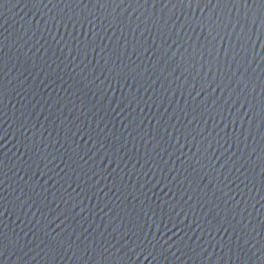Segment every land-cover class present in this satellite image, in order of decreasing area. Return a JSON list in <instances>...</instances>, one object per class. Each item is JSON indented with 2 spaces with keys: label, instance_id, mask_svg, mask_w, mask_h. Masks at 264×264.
<instances>
[{
  "label": "water",
  "instance_id": "1",
  "mask_svg": "<svg viewBox=\"0 0 264 264\" xmlns=\"http://www.w3.org/2000/svg\"><path fill=\"white\" fill-rule=\"evenodd\" d=\"M123 7H127V4ZM160 7L159 4L155 9L151 4L146 7L134 5L133 9H129L125 15L135 10L132 13L133 20L136 16L146 19L155 12L154 21L161 15ZM107 11L111 12L112 8ZM116 11L118 12L120 9ZM173 11L180 15V21H183L184 18L179 7L173 9L172 4H168V7L164 9L168 15H171ZM184 11H195L197 16L200 15L195 6L191 10L185 6ZM37 12L38 9L34 8L29 0H12V3L0 8V57L4 59V65L0 70V86L3 87L4 93L3 96H0V100H2L0 103V125L8 128L11 133L8 140L4 142L6 146H0V160L4 161L3 172H0V180L4 181L0 184V204L3 205L0 211H7L6 215L0 216V229L7 233L9 238L14 239L15 233H20L21 227H24L25 232L28 231V227H31V225L25 227L27 221L31 220L35 224L36 220H41L42 223L36 225L34 231L43 240L49 239L45 236L46 230L51 233V236L67 242L68 236L72 235L75 230V235H72L73 240L76 235L83 233L80 239L83 240L87 236L89 243L93 239L100 242L104 237L115 243V240H112V235L120 239L127 231L128 244L130 247H135L136 244H139L137 235L140 236V239L144 238L139 226H143L144 232H149L148 226L151 225L148 239L157 245L154 251L155 259H145L147 253L139 255L140 248H136V254L129 252L131 259L120 252L117 256L110 257L108 261H101L97 257L99 264H207L206 260L193 254L184 245L195 246L193 241L188 239L193 236V233L202 238L201 243L203 240L210 239L207 233L209 221L213 225L218 220L224 222L226 212L222 211L225 208L222 199H226L224 192H227L228 189L224 188L223 191H220L223 185L217 179L219 172H214L212 166L203 158V150L201 153H197L200 137L197 136L194 141L189 136L185 141L176 129L183 130L185 124L192 120L193 109H195V115L198 118L203 114L204 119L207 120L206 124L201 121L199 128H206L208 132L212 133L208 138L212 142L214 150L217 149L216 139L218 137L215 136V133L219 131L223 136L224 132L221 129L225 124L229 133L233 131L230 123L232 116L227 111L231 102L225 105L224 101L228 100L229 96L233 100L236 98L239 94L238 83L239 88L244 89L243 94L240 95L241 102H243L244 96H247L256 105V110L259 112L261 102L264 101V59L260 58L264 56V47H262L264 41L256 40L255 36L253 37L255 52L259 56L253 61L251 48H249V62H241L243 67H240L236 76H233L232 73L236 72L238 65L233 63L231 71H229L225 62L224 49L229 47L228 40L227 38L223 42L217 40L215 43L219 50V71L214 63L213 71L208 78L209 81H213L214 78L213 88L217 84L221 87L212 91L202 80L203 75L207 73V67L203 71L200 68L201 63L206 64L209 59L208 44L205 40L208 31L206 28L203 32L200 28H196L195 32L188 30L186 34L181 32L179 37L173 36L171 39L165 34L164 39H167V44H164L152 21H149L150 32L145 31L144 26L141 25L134 38L127 27L128 21L125 20L124 35L129 41L128 54L131 59L128 56H122L121 62L111 52V49L118 47L117 41L120 45L124 44V36L118 29L114 28L105 33L97 28L100 35L105 36L103 44L107 46L108 51L101 52L97 47L96 53H93L91 49H88V58L84 60L83 54H78L75 47H64L63 43L57 46L47 32L44 33L45 39L40 38V33H37L35 37H32L31 33L24 34L30 22L34 25L39 21L43 27L44 20L39 14L36 15ZM207 13L206 9L205 15ZM105 14L107 15V13ZM193 26L195 27V24ZM132 27L135 28V23L132 24ZM69 31H71V26H69ZM83 31L87 33L88 27L85 26ZM113 31H115V35H113ZM141 32H143V36H141ZM52 34L56 36L57 40H60L64 29L61 28L59 33L53 29ZM108 37H111V40ZM65 39H67L66 36ZM81 39L83 40L84 37L81 36ZM36 40H40L43 47L36 45ZM136 40H139L140 44H136ZM173 40L176 43H173ZM233 42H235L234 36ZM97 44H100L99 40H97ZM133 45H136L138 49L135 55L132 54ZM60 47H63L62 53L59 51ZM120 52L123 53V48H120ZM201 53H203V58ZM231 55L229 52V61ZM74 57L76 59L73 61ZM105 60H108L107 64H105ZM85 64L88 65L87 68H85ZM193 64H195V68H193ZM106 69L114 70L109 73ZM121 70L129 77H136L135 80L128 79L129 86H124L122 79L117 84V80L113 78L116 72ZM101 71L104 72V76L111 79L110 89L105 84H101L99 80L95 85L91 83L94 78L93 73L100 75ZM137 72L140 75H137ZM42 81L43 83H41ZM193 83L197 90L200 89L201 84L206 89L195 100L188 94ZM245 84H247L246 89L244 88ZM97 85L106 91L109 99L116 101L112 105L113 108H116L119 100L125 96L141 97L139 108H142L143 112L139 109L133 112L131 108L125 107L123 112L108 111L106 114L101 105L97 104L101 97ZM253 89H255L254 92ZM93 104H97L95 109L92 108ZM107 105L108 101L104 100L103 108L106 109ZM58 108L63 109V115L60 114ZM132 108H136L135 102ZM220 110L224 112L223 122H221L220 116H216ZM232 111L235 112V108ZM184 112L188 113L187 120L184 118ZM208 114L216 116L215 123ZM176 117H179V120ZM133 118L137 125H140V121H143V124L139 127L129 125ZM71 121L75 122V126H79L85 131H91L94 140L98 139L104 145V147H100L97 144L93 151L98 150L101 157L107 155L110 162L101 164L100 158H94L95 162L90 160L86 164L71 150L76 148L75 144H72L71 149L67 145L61 147L64 144L67 128L73 127V131H75V126ZM22 122L26 124V129L20 128ZM89 124L91 129L88 128ZM97 124H99V128L104 129L99 137L96 135ZM217 124H219V128L216 127ZM256 124L259 125V119ZM125 125L129 126L126 128ZM172 125L176 127L173 128ZM165 127L168 129L167 134L164 132ZM189 127L196 128V122L194 121ZM157 130H159V134H157ZM41 132H43L44 138H47L45 143L51 142L49 146L46 149L41 146L39 151L33 149L24 155L26 149L23 145L27 144L29 148H33L32 141L35 139L39 142L42 139ZM49 132L52 134L50 137ZM205 134L207 135V133ZM253 134L255 139L248 140V144L251 146L249 151L252 148L256 150L253 160L259 164L257 156L264 155L262 152L264 139L261 138L255 127ZM153 136L156 139H152ZM161 136L163 139L160 138ZM177 137H179V143H177ZM57 140L59 143L56 142ZM84 140H87V136H84L83 140L80 136H76V141L81 145L78 149L81 156L88 148L92 147L91 143L85 145ZM51 144H54L55 147H52ZM206 146L205 144L204 147ZM240 147L243 149L244 144H241ZM146 148L150 156L146 155ZM154 148L155 151H153ZM117 149H119L118 152ZM164 149L167 151L165 152ZM232 151L236 152L235 144L232 146ZM221 152L222 150H217L216 156L223 161L225 157L221 155ZM169 154H171V159ZM70 156L72 159H69ZM161 156L163 160H161ZM235 158L233 157V159ZM198 159L201 160V163L196 162ZM146 161L148 162L146 163ZM163 161H168V163L165 164ZM213 164L216 162L213 161ZM57 165L59 167H56ZM216 168H219V164H216ZM89 169L100 174L93 177ZM160 169H163V172ZM84 171H89V175L85 176ZM144 172H148V176H144ZM3 173H7V176H4ZM34 173L37 174L33 175ZM259 173L260 168L256 167L255 174L247 173L249 180H245L244 175L238 173H233L231 176V179L235 181L231 185L233 189L231 194L236 195L239 200L241 197L238 193L243 190L244 199L247 201L245 223L251 220L257 232L261 233L256 236L253 243L264 241V232H261V222L264 221V207H262L264 200L261 199V195H264V187H262ZM237 175L240 176L239 179H236ZM20 176H23L28 184L20 180ZM89 177L92 178L89 179ZM97 180L99 185L93 187ZM148 181L151 183H147ZM157 181H160L159 185H157ZM241 181H245V183L252 181L255 188H252L251 183H249V188H245V183H241ZM237 184L239 188H236ZM141 185L144 187L142 188ZM166 185L167 187H165ZM20 187H23L25 192L32 196L36 202L31 210L24 208L21 211L20 201L16 199L20 195ZM33 188L35 192L32 191ZM100 188L103 191H99ZM81 189L84 191L81 192ZM249 189H252L251 192ZM44 196H47L46 201ZM61 196L64 197V200L69 201L67 205L61 201ZM24 199H27V196ZM73 201L79 205L75 207L74 212L71 210ZM80 201L83 203L81 204ZM209 201L220 204V208L211 211L214 204H209ZM45 204L50 207H45ZM57 204L59 209L53 212L52 209H56ZM253 204H255V208L252 207ZM173 206L175 211H173ZM240 207L244 208L245 205L241 204ZM37 208L42 209L45 213L47 222L55 221L51 223L50 227H46L47 222L43 221ZM82 208L83 211H81ZM59 211H65L67 216V219L61 217L64 220L63 224L60 223V220L55 219ZM25 212L28 214L27 216L24 215ZM176 212H180V215L177 216ZM216 212L220 213L219 217H216ZM32 213L36 214L35 217ZM248 213L251 215L249 216ZM185 214H187V219ZM228 219L231 220V216H228ZM194 220L200 224V228H196ZM239 220L240 216H237L232 223L236 224ZM21 221L25 223L21 224ZM189 224L192 225L191 230L187 227ZM164 225H167V228ZM227 226L225 223V227ZM113 227H118L119 232L112 233ZM201 229L205 231H201ZM230 232L231 230H229ZM101 233H103V237ZM212 235L215 237V240L212 241L213 244L216 240L221 238L227 240L228 238L224 233L217 234L214 229H212ZM20 236L21 243L24 242V239H32V233H29L27 238L23 236V233H20ZM181 237L183 242L180 240ZM195 239L196 237H193V240ZM133 241L135 244L132 243ZM121 242L123 243V241ZM161 245L163 250L170 249V251H165L164 255H161ZM177 247L183 248V253L177 251ZM111 251L115 253L116 249ZM211 251L212 248L209 247V252ZM172 252H175L176 255L173 256ZM32 255L34 253L21 261L18 255L9 250L5 256L0 257V264H53V261L43 253L35 260L31 258ZM118 257H123V259ZM225 260L227 261V257ZM54 264H82V262L72 257L69 251L66 256L56 259ZM88 264H93V262L89 261ZM227 264H234V262L228 261ZM235 264H239V261H236ZM248 264H260V261L254 259Z\"/></svg>",
  "mask_w": 264,
  "mask_h": 264
},
{
  "label": "snow or ice",
  "instance_id": "2",
  "mask_svg": "<svg viewBox=\"0 0 264 264\" xmlns=\"http://www.w3.org/2000/svg\"><path fill=\"white\" fill-rule=\"evenodd\" d=\"M29 2L34 8L38 9L36 15H40L41 19L44 20V24L43 27H41L39 21H37L34 25L30 22L24 34L28 35V33H31V36L35 37L37 33H40V38L45 39L44 33L47 32L57 46L63 43L64 47H75L78 54H83L84 60H87L88 58V49H91L93 53H96L97 47L100 48L101 52L108 51L107 46L103 44L105 36H101L100 32L97 31V28L105 33L113 30L114 28L118 29L124 36V44L120 45L119 41H117L118 47L111 49V52L114 53L117 59H120L121 62L122 56H128V58L131 59V56L128 54L129 41L127 36L124 35L123 26L125 24V20L128 21L127 27L129 31L132 32L134 38L136 31L140 29L141 25L144 26L145 31L150 32L151 29L149 28V21H152L153 26L158 29L159 35L164 44H167V39H164L165 34H167L168 38L171 39L173 36L179 37L181 32H185V34L188 30L195 32L196 28H200L201 32H203L206 28L208 31L205 36V40L208 44L207 55L209 59L206 64L201 63L200 68L201 71H203V69L207 67V73L203 75L202 80L204 83H207L208 88L212 89V91L221 87V85L217 84L215 88H213L214 78L213 81H209L208 78L209 74L213 71L214 63L217 66V71H219V50L216 48L215 43L217 40L221 42H223L225 38L228 40L229 47L224 49L225 62L227 63L229 71H231L233 63L238 65L236 72L232 73L233 76H236L237 73H239L240 67H243V63L249 62V48H251V59L253 61L257 58V56H259V54L255 52L253 37L255 36L256 40L264 41V0H215V3H213V0H167V3H165V0H29ZM10 3H12V0H0V8L6 7ZM125 4H127V7H123ZM149 4L152 5L153 9L156 8L157 4L161 6V15L154 21L153 16H155V12H153L152 16H149L146 19H141V16H136L135 20H133L132 13H134L135 10H133L132 13L125 15V13L129 12V9H133L134 5L138 7H146ZM168 4H172L173 9L176 7L181 9V15H183L184 18L183 21H180V15H177L175 11H173L171 15L164 12V9L168 7ZM185 6L189 10L193 9V6H195V8L199 10L200 15L197 16L195 11L185 12ZM109 8H112L111 12L107 11ZM117 9H120V11L117 12ZM206 9L208 10L207 15H205ZM241 9H243V11H241ZM105 13H107V15ZM45 16H47V19H45ZM109 17H111V19H109ZM178 21H180L179 24ZM133 23H135V28L132 27ZM194 24L195 27L193 26ZM257 24H259V27H257ZM69 26H71V31H69ZM85 26L88 27L87 33L83 31ZM61 28L64 29V34L61 35L60 40H57L56 36L52 34L53 29H55L56 33H59ZM113 35H115V31H113ZM65 36L67 39H65ZM81 36L84 37L83 40L81 39ZM141 36H143V32H141ZM233 36L235 37V42H233ZM21 39H23V37H21ZM108 39L111 40V37H108ZM97 40L100 41L99 45L97 44ZM173 43H176V41L173 40ZM25 44H27V41H25ZM136 44H140V41L136 40ZM36 45L43 47V45L40 44V40H36ZM81 45H83V47H81ZM169 47L171 46L169 45ZM262 47H264V44H262ZM120 48H123L122 54L120 52ZM37 51H39V48H37ZM59 51L62 53L63 47H60ZM137 51L138 49L136 48V45H133L132 54L135 55ZM145 51H147V49H145ZM229 52L232 54L230 61L228 60ZM201 56L203 58V53H201ZM101 58L103 59V57ZM260 58L264 59V56ZM75 59L76 57L73 58V61ZM109 59H111V57H109ZM81 63H83V61H81ZM107 63L108 60H105V64ZM3 65L4 59L3 57H0V70H2ZM87 67L88 65L85 64V68ZM125 67L127 66L125 65ZM137 68H139V66H137ZM193 68H195V64H193ZM106 70L111 73L114 69ZM137 75H140V73L137 72ZM93 76L94 78L91 81L93 85H95L96 81L99 80L101 84H105L109 89L111 88V79L108 76H104L103 71H101L100 75H95V73H93ZM101 77H103V79H101ZM113 78L117 80V84H119L122 79L124 81V86H129V78L133 80L136 79L135 76L129 77L127 74H124L122 70L120 72H116V75ZM193 79H195V77H193ZM41 83H43V81ZM97 88L101 93V97L97 101V104L101 105L102 110H104L106 114L108 111L117 112V110H119L120 112H123L125 111V107L131 108L133 112L137 109L143 112V109L139 108V104L142 99L141 97L135 95H132L131 97L125 96L123 99L119 100L117 107L113 108L112 105L113 103H116V101L109 99L106 91L103 88H99V85H97ZM237 88L239 89V94L236 98L233 100L232 97L229 96L228 100L224 101L225 105H228L229 102H231V106L227 108V111L229 112V115L232 116L230 123L232 124L233 131L232 133H229L227 131V125L225 124L224 128L221 129V131L224 132L223 136L220 135L219 131L215 133V136L218 137V139H216V145H218L217 149L214 150V146L208 138L212 135V133L208 132L206 128H199V123L203 121L206 124L207 120L204 119L203 114H201L198 118L195 115V109H193L192 120L185 124L183 130L181 131V129H176V131L180 132V134L184 137L185 141L188 140L189 136H191L194 141L197 136L200 137V141L197 145V153H201V150H203V158L208 161L209 165L212 166L214 172H219L217 179L219 183L223 185V188H221L220 191H223L224 188L228 189L227 192H224V197H226V199H222V203L225 205V208L222 209V211L226 212L224 222H220L218 220L217 223L213 225L212 222L209 221V229H207V233L210 239L203 240L201 243L202 238L193 233V236L188 237V239L193 241L195 246L193 247L191 244L184 245L189 248L193 254L199 256L202 260H206L207 264H217V262H219V264H227L228 261H233L234 264L236 261H239V264H248L249 261H254V259H259L260 264H264V241H256V243H253L256 236L261 233L257 232L256 227L252 224L251 220H248V222L245 223L247 201L244 199L243 190L238 193L241 197L239 200H237L236 195L231 194L233 191L231 185L235 183V181L231 179L233 173L244 175L245 180H249L247 173L252 172L255 174L256 167L260 168L259 175L262 187H264V155L257 156L259 164H256L253 160L256 150L252 148L251 151H249L251 146L248 144V140L250 138L253 140L255 139L253 134L254 127L261 135V138L264 139V101L261 102L260 111L257 112L256 105L253 104L247 96H244L243 102H241L240 95L243 94L244 89L239 88V83L237 84ZM244 88H247V84L244 85ZM205 91L206 89L203 84H201L200 89L197 90L195 83H193L191 91H189L188 94L189 96H192L193 100H195L197 96H201ZM254 91L255 89H253V92ZM137 92H139V89H137ZM193 93L195 94L193 95ZM3 94V87L0 86V96H3ZM104 100L108 101L106 109L103 108ZM134 102L136 104V108H132ZM0 103H2V100H0ZM144 103H147V101H144ZM97 104H93L92 108L95 109ZM233 108H235V112L232 111ZM58 111L61 115H63L62 108H58ZM165 111H167V109H165ZM84 115H87V113H84ZM208 115L214 123L216 121V116H220L222 118L221 122H223V110L218 111L216 116L211 114ZM187 116L188 113L184 112L185 120H187ZM45 119H48V117H45ZM176 119L179 120V117H176ZM257 119H259V125L256 124ZM194 121L196 122L197 127L190 128L189 125ZM71 123L75 126L74 121H71ZM142 124L143 121H140V125ZM129 125H134L136 127L140 126L136 124L135 118L129 122ZM129 125H125V127L127 128ZM237 125H239V127H237ZM245 125H247V127H245ZM9 127L11 126L9 125ZM33 127H35V125H33ZM41 127H43V125H41ZM172 127L175 128L176 126L172 125ZM216 127L219 128V124H217ZM20 128L26 129V124L22 122L20 124ZM88 128L91 129L90 124L88 125ZM97 129L98 131H92H96V135L99 137L101 133H103L104 129L99 128V124H97ZM45 131H47V129H45ZM164 132L166 134L168 132L166 127L164 128ZM205 133H207V135ZM157 134H159V130H157ZM9 135H11V133L8 128H4L3 125H0V146H6L4 145V142L8 140ZM48 135L50 137L52 135L51 132H49ZM129 135H131V133H129ZM40 136L42 139L39 142L33 139V148H29L27 144L23 145L26 149L24 155H27V152L32 151L33 149L39 151L41 146L45 149L49 146L51 142L49 141L48 143H45L47 138H44L43 132L40 133ZM76 136H80L82 140L84 139V136H87V140H84V144H92V147L88 148L82 156L78 151L81 145L76 141ZM25 138L27 139V137ZM160 138L163 139V136ZM152 139H156V137L153 136ZM176 139L177 143H179V137ZM221 141H223V143H221ZM56 142L59 143V140ZM72 144L76 145L75 149H71ZM97 144H99L100 147H104L98 139L94 140L91 131H85L81 127L75 126V131H73V127L67 128L64 137V144H62L61 147L67 145L68 148L71 149L76 156H79V159L83 160L86 164L90 160L95 162L94 158H100L101 164L110 162V158L107 155L101 157L98 150L93 151L96 149ZM205 144L207 145L206 147H204ZM233 144L236 146V152L232 151ZM241 144H244L243 149L240 147ZM51 146L55 147L54 144H51ZM217 150H222L221 155H224L225 157L223 161L220 160V157L216 156ZM57 151H59V149H57ZM118 151L119 149H117V152ZM153 151H155V148ZM164 151L166 152L167 149H164ZM262 152H264V149H262ZM237 153H239V155H237ZM146 155L150 156V153L147 152V148ZM157 155H159V153H157ZM233 157L236 158L233 159ZM169 158L171 159V154H169ZM45 159H47V157H45ZM69 159H72V157L70 156ZM161 160H163L162 156ZM213 161H215L216 164H219L218 169L216 168V164H213ZM147 162L148 161H146V163ZM163 162L165 164L168 163V161ZM196 162L201 163V160L198 159ZM137 163H139V161H137ZM3 164L4 161L0 160V172H3ZM45 167H47V165H45ZM56 167H59V165ZM160 170L163 172V169ZM193 170L195 171V169ZM89 171L92 172L93 177L100 174L92 169H89ZM89 171H84L83 174L88 176ZM36 174L37 173H34L33 175ZM148 174V172L143 173L144 176H148ZM3 175L7 176V173H3ZM17 175H19V173H17ZM25 175H27V173H25ZM19 178L20 180H23L25 184H28V181L24 180L23 176H20ZM91 178L92 177H89V179ZM164 178L167 179V177ZM239 178L240 176L237 175L236 179ZM3 182V180H0V184ZM147 183H151V181H148ZM159 183L160 181H157V185H159ZM241 183H245V181H241ZM249 183L252 184V188H255V184L252 183V181H249ZM249 183H245V188H249ZM98 185L99 181L97 180L93 187ZM69 187H71V185H69ZM141 187L143 188L144 185H141ZM165 187H167V185ZM236 188H239L238 184L236 185ZM251 190L252 189H249V192H251ZM32 191L35 192V189L33 188ZM65 191H67V189H65ZM83 191L84 189H81V192ZM99 191H103V189L100 188ZM149 191H151V189H149ZM19 192L20 195H18L16 199L20 201L21 211H23L24 208L31 210V208L36 205L35 200H33L32 196L25 192L23 187L19 188ZM77 195H79V193H77ZM85 195L87 194L85 193ZM144 195H146V193H144ZM213 195L215 196V193H213ZM25 196H27V199H24ZM69 196L71 197L70 193ZM60 199L66 205L69 203V201L64 200L63 196H61ZM189 199H191V196H189ZM261 199L264 200V195H261ZM44 200H47V196H44ZM80 203L82 204L83 201H80ZM185 203H187V201H185ZM209 204H214V201H209ZM241 204H244L245 207L241 208ZM77 206L79 205L75 204L73 201L71 210L74 212L75 207ZM2 207L3 205L0 204V208ZM45 207H50V205L45 204ZM252 207L255 208V204H253ZM262 207H264V205H262ZM217 208H220V204H214L211 211H215ZM58 209L59 205L57 204L56 209H52V211L56 212ZM37 211L40 212L43 221L47 222V216L42 209L37 208ZM81 211H83V208ZM173 211H175L174 206ZM181 212H183V209H181ZM6 214V210L0 211V216H4ZM24 215L27 216L28 214L25 212ZM32 215L35 217L36 214L32 213ZM145 215H147V213H145ZM176 215L179 216L180 212H176ZM219 215L220 213L216 212V217H219ZM248 215L250 216L251 213H248ZM62 216L67 219L65 211H59V214L55 217L56 220H60L61 224L64 223V220L61 219ZM228 216H231V220L228 219ZM237 216H240V220L237 221L236 224H233L232 221H235ZM185 218L187 219V214H185ZM54 222L55 221L47 222L46 227H50L51 223ZM24 223V221H21V224ZM41 223V220H36L35 224H33L31 220L27 221V225L25 227L31 225V227H28L27 232L24 231V227H21L20 233H23L25 238L28 237L29 233H32V239H24L23 243H21L20 233H15V238L13 239L9 238L7 233L0 229V257L5 256L9 250H11L13 254L18 255L21 261L33 253L34 255H32L31 258L35 260L36 257L43 253L46 257H49L54 264L56 259L66 256L70 251L72 257L81 261L82 264H88L89 261H92L93 264H99L97 257H99L101 261H108L110 257L117 256L118 253L123 252L124 256L131 259L129 252L136 254V248H140L139 255L147 253V255H145V259L156 258L154 251L157 245L153 244L152 240L148 239L151 231V225L148 226L149 232H144L143 226H139V230L143 233L144 238L140 239V236L137 235L139 244H136L135 247H130L128 240L126 239L127 231L124 232L120 239H117L115 235H112V233L119 232L118 227H113L112 233H109V235H112V240H115V243H112V241L108 240L107 237H104L100 242L93 239L89 243L87 236H85L83 240L80 239L83 233L76 235L75 240H73L72 235H75V230H73V234L69 235L67 242H65L62 239L58 240L56 237L51 236V233L46 230L45 236L49 237V239H41L38 233L34 231L35 226ZM193 223L196 224V228L201 227L195 220ZM225 223H227V227H225ZM164 227L167 228V225H164ZM174 227H176V225H174ZM187 227L190 230L192 229L191 224L187 225ZM212 229H214L217 234L224 233L227 235V240L221 238L220 240H216L215 244H213L212 241L215 240V237L212 235ZM229 230H231L230 233ZM53 231H55V229H53ZM105 231H107V228H105ZM201 231L205 230L201 229ZM261 232H264V221L261 222ZM185 235H187V233H185ZM101 236L103 237V233H101ZM193 237H196V239L193 240ZM180 240L183 242L182 237ZM121 241H123V243ZM132 243L135 244V241ZM257 244H259V247H257ZM117 245H119V247H117ZM209 247L212 248L211 252H209ZM217 248H219V251H217ZM112 249H116V252L113 253L111 251ZM125 249H127V251H125ZM161 249V255H164L165 251H170V249L163 250L162 245ZM253 249H255V251H253ZM177 251L183 253V248L177 247ZM171 254L173 256L176 255L175 252H172ZM214 257L216 258L215 260L213 259ZM225 257H227V261L225 260ZM118 258L123 259V257Z\"/></svg>",
  "mask_w": 264,
  "mask_h": 264
}]
</instances>
